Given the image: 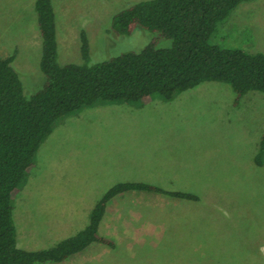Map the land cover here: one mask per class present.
Segmentation results:
<instances>
[{"label":"rangeland","instance_id":"374dc122","mask_svg":"<svg viewBox=\"0 0 264 264\" xmlns=\"http://www.w3.org/2000/svg\"><path fill=\"white\" fill-rule=\"evenodd\" d=\"M54 1L61 64L79 60L81 29L92 61L138 51L150 40L140 26L124 36L110 28L114 13L140 0ZM34 4L0 0V56L16 52L12 63L28 96L44 82ZM211 41L264 52V0L241 3L218 22ZM234 100L228 84L209 81L142 107L100 101L62 116L13 202L18 245L46 248L75 234L83 227L74 224L78 210L114 183L141 178L201 200L129 191L110 202L102 224L116 236L114 247L97 243L60 264H264V152L256 160L264 92Z\"/></svg>","mask_w":264,"mask_h":264},{"label":"trees","instance_id":"16d2710c","mask_svg":"<svg viewBox=\"0 0 264 264\" xmlns=\"http://www.w3.org/2000/svg\"><path fill=\"white\" fill-rule=\"evenodd\" d=\"M249 0H140L111 17L113 30L130 35L140 26L151 33L140 50L92 61L90 41L80 31L79 60L58 61L57 18L53 0H35L41 39L42 86L26 95L15 53L0 56V264L63 262L93 243L114 247L100 226L108 203L128 191L158 193L199 202V194L166 189L146 181H120L93 204L88 223L75 234L40 249L20 247L13 202L35 165V155L62 116L100 101L148 104L171 100L182 91L214 81L228 84L234 102L250 91L264 92V52L221 47L211 41L218 22ZM169 46H159L163 40ZM256 156L261 162L264 144Z\"/></svg>","mask_w":264,"mask_h":264},{"label":"crops","instance_id":"0c3cea01","mask_svg":"<svg viewBox=\"0 0 264 264\" xmlns=\"http://www.w3.org/2000/svg\"><path fill=\"white\" fill-rule=\"evenodd\" d=\"M53 4H54V7H55V11H56V6H55V1L53 0ZM56 18H57V11H56ZM57 21V34H58V20H56ZM57 37H58V35H57ZM160 99V98H159ZM152 102V101H151ZM150 102V103H151ZM100 102H98V103H96V104H94V105H97V104H99ZM113 104H115V105H118V104H124V103H122V102H115V103H113ZM126 105H130V104H128V103H125ZM149 104V103H148ZM146 105V104H145ZM145 105H143V104H137V106L138 107H142V106H145ZM131 107H132V105H130ZM141 172V171H140ZM145 173H151L152 174V172H148V171H145ZM163 172L162 171H159L158 170V172H157V174H162ZM128 181H145V180H143V179H139V180H128ZM162 187V186H161ZM163 188H166V187H163ZM98 189V188H97ZM166 189H169V188H166ZM98 190H102V189H98ZM103 190H105V189H103ZM134 191H136V190H134ZM129 192V191H128ZM127 193V192H126ZM126 193H124V194H122V195H125ZM122 195H118V196H116V197H114L113 199H111L110 200V202L112 201V200H114V199H116V198H119V197H122ZM110 202L108 203V206H107V209H106V213H105V216L103 217V220H102V222H101V226H100V229H101V231H102V233H104L106 236H108L109 238H112L114 241H115V237L116 236H114V235H112V234H110V233H105V232H103V227H102V224H104L105 223V221H106V218L105 217H107V213H108V209H109V204H110ZM91 206H93V204L91 205ZM69 207H71V206H69ZM90 208H92V207H90ZM90 208H87V209H81V210H78L79 212L77 213V216L76 217H74L75 219H74V224H83L82 226L83 227H85V225L88 223V214L90 213ZM71 209H72V207H71ZM86 215V216H85ZM84 216H85V218H84ZM84 218V219H83ZM68 219V218H67ZM82 219V221H80ZM68 221L69 222H71V223H73V221H71V220H69L68 219ZM62 222V221H61ZM79 226L80 225H77V227H76V229H78L79 228ZM82 227V228H83ZM81 228V229H82ZM119 237H121L120 235H119ZM125 237H128V235H125ZM129 238H134V235L132 234L131 236H129ZM97 243H93V244H91L90 246H88L85 250H83V251H81V252H79V253H76V254H74V255H72L68 260H70V259H72L74 256H76V255H80L81 253H84L85 251H87L88 249H93V247L95 248V245H96ZM65 262H67V260L66 261H63V262H54V263H48V264H60V263H65ZM82 264V263H81Z\"/></svg>","mask_w":264,"mask_h":264}]
</instances>
